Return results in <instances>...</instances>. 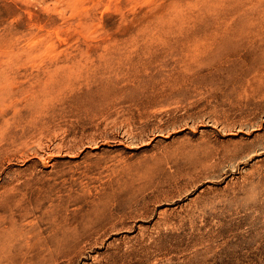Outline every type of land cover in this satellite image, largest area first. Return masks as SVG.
Returning a JSON list of instances; mask_svg holds the SVG:
<instances>
[{
    "label": "rangeland",
    "instance_id": "obj_1",
    "mask_svg": "<svg viewBox=\"0 0 264 264\" xmlns=\"http://www.w3.org/2000/svg\"><path fill=\"white\" fill-rule=\"evenodd\" d=\"M261 145L264 0H0V264H264Z\"/></svg>",
    "mask_w": 264,
    "mask_h": 264
},
{
    "label": "bare ground",
    "instance_id": "obj_2",
    "mask_svg": "<svg viewBox=\"0 0 264 264\" xmlns=\"http://www.w3.org/2000/svg\"><path fill=\"white\" fill-rule=\"evenodd\" d=\"M211 124L214 126V127H217L218 126V124H216V123H214V122H211ZM262 127V125L260 124V123H251V124H249V125H247V126H245V129H247V130H249V131H251V130H253V131H255V130H258V129H260ZM243 126H242V131H243ZM228 129L226 128V127H224V126H222V129H221V131H223V132H226ZM241 130H240V132H242ZM162 132L163 131H161L159 134H162ZM97 145V144H96ZM92 146H94V147H92ZM262 147H261V149H259L258 151H264V145H261ZM90 147H92V148H96V146L93 144V145H91ZM251 153H253L254 154V152H256V150H253V151H250ZM60 154H61V151H57V152H52V153H50L46 158L47 159H43V158H40V157H38V159L40 160V162H41V164L43 165V166H49L50 164H51V160L52 159H54L55 157H57V156H60ZM35 155V153H33L32 154V156H34ZM3 234H5V231H2V230H0V235H3ZM10 264H13V263H11L10 262Z\"/></svg>",
    "mask_w": 264,
    "mask_h": 264
}]
</instances>
